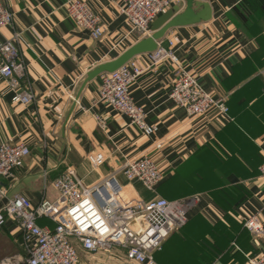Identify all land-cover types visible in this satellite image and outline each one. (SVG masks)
<instances>
[{
    "label": "crops",
    "instance_id": "crops-1",
    "mask_svg": "<svg viewBox=\"0 0 264 264\" xmlns=\"http://www.w3.org/2000/svg\"><path fill=\"white\" fill-rule=\"evenodd\" d=\"M199 1L210 3L212 19L172 27L162 42H174L182 67L228 111L214 107L202 117L188 115L169 96L174 68L168 61L146 69L130 86L148 122L158 125L147 136L112 106L94 104L100 75L81 91L89 70L141 39L121 12L124 0H87L106 26L101 38L75 26L66 0H4L14 22L0 38L16 37L26 66L22 87L35 95L28 105L14 102L0 79V142L24 141L31 147L16 177L1 179L11 194L23 193L34 204L55 200L59 192L53 181L68 167L92 186L126 158L148 154L163 179L148 188L119 174L125 199L199 197L184 225L155 253L158 264H248L264 247L244 225L256 215L264 228V0ZM185 4L173 0L171 7L182 10ZM133 60L147 67L149 53ZM98 115L106 117L107 129L98 126ZM91 152L103 153L104 163L94 165ZM38 223L55 227L49 217ZM75 243L81 264H139L127 261L121 248L89 253ZM25 251L20 227L9 220L0 231V259Z\"/></svg>",
    "mask_w": 264,
    "mask_h": 264
},
{
    "label": "built area",
    "instance_id": "built-area-1",
    "mask_svg": "<svg viewBox=\"0 0 264 264\" xmlns=\"http://www.w3.org/2000/svg\"><path fill=\"white\" fill-rule=\"evenodd\" d=\"M172 3L173 0H124L121 12L131 31L143 38L151 34L153 21ZM64 7L77 28L88 30L95 38L105 35L106 26L101 16L89 7L87 0H66ZM13 22V11L0 0V32ZM167 41L161 40L149 53L147 67L132 59L115 71L102 73L94 98V104L112 106L129 118L130 125L147 136L156 133L158 125L148 122V113L135 102L130 86L146 69L157 68L168 61L174 68L169 96L185 108L188 115L202 117L214 107L228 111V107L207 91L195 75L182 67L174 42ZM25 75L26 66L16 37L0 38V79L12 91V100L22 105L35 99L32 91L22 87ZM97 119L101 129L108 128L106 117L98 115ZM30 153L31 147L24 141L0 142V231L9 220L14 221L21 229L26 248L24 255L3 257L0 264H81L75 241L89 253L121 248L127 261L158 264L155 252L186 222L189 209L199 200L198 196L149 201L122 198L123 183L119 174L127 180H139L148 188H154L163 179V170L146 154L126 158L118 169L92 186L85 185L73 167H68L53 181L59 197L55 200L44 198L34 204L23 193L11 194L9 186L1 180L14 179ZM88 158L94 165L105 161L101 152H91ZM260 172L264 174V161ZM40 217L52 219L54 229L39 225ZM244 225L264 240V228L256 215L248 217ZM248 264H264V247L249 258Z\"/></svg>",
    "mask_w": 264,
    "mask_h": 264
},
{
    "label": "water",
    "instance_id": "water-1",
    "mask_svg": "<svg viewBox=\"0 0 264 264\" xmlns=\"http://www.w3.org/2000/svg\"><path fill=\"white\" fill-rule=\"evenodd\" d=\"M185 2L184 9L181 10V7L176 5L167 9L157 17L151 25L152 32L150 35L141 38L117 57L104 61L89 70L82 84L81 91L88 82L102 73L115 71L136 56L154 51L158 43L172 27L194 24L212 19V7L209 2L199 0H185Z\"/></svg>",
    "mask_w": 264,
    "mask_h": 264
},
{
    "label": "bare ground",
    "instance_id": "bare-ground-1",
    "mask_svg": "<svg viewBox=\"0 0 264 264\" xmlns=\"http://www.w3.org/2000/svg\"><path fill=\"white\" fill-rule=\"evenodd\" d=\"M123 194H124V187H122V190H121V192H120V196L122 197V198H125L126 196H123ZM129 198V197H128ZM129 199H131V198H129Z\"/></svg>",
    "mask_w": 264,
    "mask_h": 264
},
{
    "label": "rangeland",
    "instance_id": "rangeland-1",
    "mask_svg": "<svg viewBox=\"0 0 264 264\" xmlns=\"http://www.w3.org/2000/svg\"><path fill=\"white\" fill-rule=\"evenodd\" d=\"M3 1H4V0H3ZM123 196H124V195H123ZM183 225H184V224H183ZM183 225H182V226H183ZM182 226H181V227H182ZM181 227H180V228H181ZM164 242H165V241H164ZM163 244H164V243H163ZM162 247H163V245H162ZM156 252H157V251H156ZM156 252H155V253H156ZM255 254H256V253H255ZM255 254H254V255H255ZM14 255H15V254H14ZM5 256H13V255H5ZM155 259H156V258H155ZM157 263H158V262H157Z\"/></svg>",
    "mask_w": 264,
    "mask_h": 264
}]
</instances>
